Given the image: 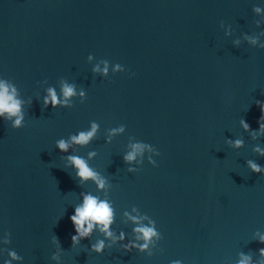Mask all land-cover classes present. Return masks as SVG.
<instances>
[{
  "label": "water",
  "instance_id": "1",
  "mask_svg": "<svg viewBox=\"0 0 264 264\" xmlns=\"http://www.w3.org/2000/svg\"><path fill=\"white\" fill-rule=\"evenodd\" d=\"M260 45L264 0H0V80L24 115L19 129L0 116V264L264 262V173L246 163L264 168ZM49 88L67 103L45 106ZM93 123L86 145L71 142ZM68 156L104 187L81 183ZM89 194L112 208V237L94 226L71 247L69 217ZM142 226L157 235L125 251L145 243Z\"/></svg>",
  "mask_w": 264,
  "mask_h": 264
},
{
  "label": "clouds",
  "instance_id": "2",
  "mask_svg": "<svg viewBox=\"0 0 264 264\" xmlns=\"http://www.w3.org/2000/svg\"><path fill=\"white\" fill-rule=\"evenodd\" d=\"M253 10L258 13L260 11V8L255 7ZM257 39L258 38H251L249 42L255 45L257 43ZM260 47L264 48V45H260ZM89 59H91V57H89ZM95 70L96 69H94V71ZM62 92L65 98L71 97L75 94L73 86H70L68 84L63 85ZM47 93V96L44 98L45 106H47L49 102L52 104V106H55L58 103H67V99L62 102L57 98L54 89L49 88L47 90ZM81 95L83 96V93H81ZM255 103L259 107L261 113L257 121L259 130L256 135H259L261 133H264V102L257 100ZM0 116H4L5 120L11 121L10 126L13 129H19L24 126V115L21 110V101L16 99V89L3 80H0ZM240 124L245 131L249 130L250 125L244 119H241ZM96 129L97 125L93 123L91 131L80 132L78 135L72 136L70 138L71 142L77 145H86L94 136ZM122 130V128L113 129L112 133L115 134L116 132ZM228 143H230L232 147L239 148L242 146L243 141L237 139ZM56 147L64 152L67 151L69 144L65 142V140L61 139L56 142ZM145 147H147V145L141 143L132 145L133 150L124 157V160L126 162H131L135 159L137 154L143 151ZM253 151L264 156V150H261L259 147L254 148ZM157 154L159 155L158 151ZM66 159L69 161L71 166L76 169V178H78L81 183L85 180L92 179L96 182L99 188L104 187V180L98 177L97 173H95L88 166V164L82 157L68 156L66 157ZM246 163L251 172L264 173V168H262L259 164L254 163L252 160H248ZM155 166L156 164H154V167ZM112 218L113 211L108 202L103 200L98 201L97 197L90 194L84 195L83 202L75 207L74 214L69 217V220L71 221L75 231V235L71 236V247L77 245L80 240L87 238L91 234L94 226H99L100 232L104 233L106 238L112 237V233L109 231V226L112 223ZM131 219L135 220L136 218L131 217ZM134 232L139 233L136 239H143L145 243L141 245H122V248L125 251H130L131 248L134 247H138L140 251H143L148 246L147 242H149L152 237L157 235L153 227H138L134 229ZM120 239H123V234H121ZM53 240L57 244L60 243L56 235H53ZM259 243L264 244V235H261L259 237ZM89 248L90 251L96 254H101L105 248L104 241L97 240L94 244H91ZM61 250L63 249L61 248ZM258 251L261 257H264V248H260ZM10 255L14 259L18 258L15 253H10ZM56 258L57 257L55 256L52 257V259ZM5 264H8V262L5 261ZM238 264H251V257L241 254V258L238 261ZM259 264H264V262H259Z\"/></svg>",
  "mask_w": 264,
  "mask_h": 264
}]
</instances>
